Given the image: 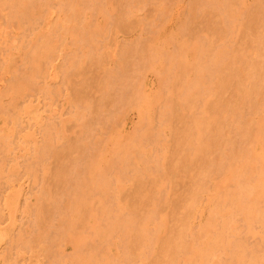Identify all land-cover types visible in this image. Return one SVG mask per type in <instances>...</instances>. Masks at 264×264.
Returning <instances> with one entry per match:
<instances>
[{
	"label": "rangeland",
	"instance_id": "1",
	"mask_svg": "<svg viewBox=\"0 0 264 264\" xmlns=\"http://www.w3.org/2000/svg\"><path fill=\"white\" fill-rule=\"evenodd\" d=\"M196 1L199 2L197 3ZM256 1L257 0H0V264H219V261L220 263L223 262L222 264H227V260H229L230 264H240L242 260H244L246 264H264V218L262 217V219H260L261 215H259V213H256L257 215L253 214L256 211L260 213L263 211L262 216L264 215V194L259 193L261 188V192H264L262 191L264 190V0H258L259 3ZM59 3H62L63 6ZM63 12L65 14H63ZM67 17H69V21L66 20L68 19ZM242 26H246V28ZM235 48L237 52L234 51L233 53ZM202 52L204 56L201 55ZM217 52L219 53L217 54ZM253 52L260 53L258 59L252 56ZM198 53L203 56V60L198 58ZM220 53L225 56H222V58ZM249 53L251 54L250 57ZM215 54L220 55L222 59L216 60L219 56L216 57ZM251 57L252 59L254 58V63L258 62L259 65H261V67L259 65L257 66L258 68L260 67V70L257 71L259 73H256L258 68L251 69V71H249L250 73H248L247 66L249 65L247 62L251 61L252 63L253 60L250 59ZM177 63H180V68L177 67L179 66ZM195 64L201 65L204 68H198L199 66ZM245 64L247 70L245 69ZM251 65L254 66L253 63L250 64V66ZM256 65L257 63H255V66ZM182 66L185 68H182ZM202 68L203 72L200 71ZM181 69L183 70L180 71ZM196 69L199 70L195 71ZM175 70L177 71L175 72ZM184 70L186 71L184 72ZM252 70L255 72L251 74ZM194 73L202 75H199L197 79ZM246 74H249L252 79L251 77L247 78ZM249 79L253 82L250 83L251 81ZM244 81L245 83H243ZM178 83L186 85L181 86V84H179V86L177 85ZM254 83L257 84L253 86ZM187 85H190L192 91ZM197 86H199L201 90ZM249 86L250 88H248ZM196 87L199 90H197ZM137 88L139 89L137 90ZM254 88L257 89L255 94L252 92L255 90ZM181 89L186 92L188 91L190 94H187L185 91L183 92ZM161 91L162 93H160ZM256 92H258L257 95ZM179 93L182 94L185 101L188 100L186 103ZM189 97H191L192 102L189 100ZM173 99L177 100L173 101ZM179 99L182 102L179 101ZM166 101H172L173 104L170 102L167 103ZM179 106L181 108H186L180 109ZM166 107L168 108L166 109ZM176 110L179 111V114H177ZM143 111H146L145 114ZM170 111H172V114H170ZM170 120L175 121L173 122ZM194 120L196 123L198 122V124H196ZM161 122L164 124H161ZM250 127L251 130L249 129ZM207 128H209L211 132ZM212 128H215L216 131L214 129V132H212ZM43 129L48 132L46 133ZM202 129L205 131L207 130V132L205 133ZM248 130H250V132ZM140 131L144 133L142 134ZM257 132L259 136L256 134ZM209 134H211V136ZM253 136H255L256 139ZM43 137L46 142L43 141ZM245 137H248V139ZM208 138H213V140L210 141ZM48 139H50L49 142ZM200 142L205 143L203 144ZM52 143L53 145H51ZM174 143H176L177 146ZM201 144L204 146H201ZM131 145L134 146L132 147ZM174 149L175 151H173ZM161 150L167 152L163 153ZM227 151L228 153H225ZM112 152L114 154H119L120 152V155L116 154L117 157H114L115 155H112ZM151 152L153 153L151 154ZM247 152L251 154L248 155L246 154ZM86 153H88V155ZM121 153H123V156ZM223 153L226 154V156H223ZM115 158L121 159L120 162L118 159V161L115 160ZM125 158L128 159L126 160ZM131 158H133V161ZM250 159L251 162L249 161ZM178 160L180 161L178 162ZM109 161L111 163H109ZM156 161H158V163ZM172 161L175 162L173 163ZM245 161H248L253 167L251 168L253 170L249 169V172L248 170H245V172L251 173V176L256 178L255 182L251 177L253 181H251V183L249 182V185L253 182L257 184L261 181V178H263L261 181L263 183L260 182L257 184V187L255 186L256 184L253 183L255 188L254 191L256 192H254V194H260L262 198L261 196H259L260 198H255V201L258 200L257 210L255 209L257 206L255 205L256 207H254L253 205L251 211H249V213L251 212V216L245 211L244 216L247 215V217L243 218L239 215L244 214L241 210L242 208L246 210L245 207H243L246 203L243 201L244 197H239L242 195L235 189L238 186L240 187L237 182L240 184L244 180V169L241 165L244 166ZM203 163L206 165L202 166ZM114 164L118 167H112ZM119 165H121L120 171ZM122 165H127V167H123ZM131 165L133 166L131 167ZM98 166L102 169L100 170ZM144 166L146 170H149L148 172L145 170ZM199 167L200 169H198ZM203 167H205L206 171ZM206 167H208L209 172ZM160 168L167 172H163ZM228 168L229 170H227ZM96 169H99L101 174L104 173L105 175L103 174V177L100 178V172H98V170L96 171ZM104 169L107 170L103 171ZM126 169L128 170L126 171ZM150 169H152L151 172ZM222 170H224V172ZM236 170L238 171L236 172ZM63 171H65V173H63ZM79 171L81 173H77ZM202 172H205V174L207 173L206 176ZM234 173L238 176L234 177L242 180L241 182L232 179L231 174L234 175ZM91 174L94 177L98 175L97 177L99 180L101 179L100 181L103 183L106 179L107 184H110L112 187L106 185V182L104 183V188L101 187L98 178L96 177L94 180ZM131 174H133V177ZM135 174L137 176H135ZM242 174L243 177H241ZM259 174L262 177L257 179V177H260ZM121 175L124 176L122 181ZM160 176L162 177L161 179H159ZM88 177H92L91 179L93 182L97 180L99 182L97 181V185H94L95 183L91 181V183H93L90 184L91 188H87L90 186L89 182L91 180ZM104 177L106 178L104 179ZM78 178L79 184L77 183ZM229 178L231 180H229ZM84 179H88V183H86L87 181H84ZM152 179H154V181ZM80 180L87 184H85V188L82 187L84 184L82 185V181ZM111 181L114 182V184ZM133 181L135 184H133ZM138 181L140 182L138 183ZM144 183H147V186L150 184L149 188L146 187ZM244 183H241L242 186ZM71 184L77 189L73 186L72 188ZM98 186L101 187L99 190L97 188ZM105 186L109 188L106 191L103 190L106 189ZM258 187L260 188L259 190ZM134 188L136 190H134ZM88 190H91L93 194L88 192ZM145 190L147 192H145ZM64 191L67 194L70 191L72 194L65 195ZM102 191L103 193L101 196ZM234 191L238 192L239 196ZM73 192L76 196L73 195ZM79 192L82 195L79 194ZM155 193H157V195ZM163 193L166 194L164 195ZM99 194L100 196H98ZM231 194L232 196L234 195V197L230 196ZM70 195L72 196L70 197ZM86 195H89L90 200H88V198L86 199ZM146 195L148 198L145 197ZM160 196L162 198H160ZM72 198H75L73 199L74 201ZM80 198L88 201L84 203V200L82 201ZM232 198L238 199L234 201L237 205L241 206L236 207V204L232 202ZM100 199L103 202L107 200L105 202L106 205ZM136 199L139 201L137 202ZM241 199H243L242 203L244 204H241V202L237 203L241 201ZM190 202L197 203L196 205L191 204V207ZM128 203L129 205H127ZM160 203L162 205L165 204L162 206L163 208H161ZM168 203H172L173 206L168 205ZM132 205L134 208H132ZM142 205H144V207ZM76 206L78 207L75 208ZM92 206H95L97 210L92 209L94 208ZM107 206L110 211H107ZM172 207L174 208L173 210ZM239 207H241V210ZM235 208H237V210ZM102 209L104 211H102ZM142 209L145 211H142ZM150 210H152V212ZM231 210L241 212L242 214L238 212L232 213ZM252 210L255 212H252ZM126 212L128 216L129 214L130 216L133 213L136 214H133L132 218H129L130 216L127 217ZM65 213L68 215L67 217H65ZM119 213L121 216L124 215L122 216L123 219L119 216ZM145 213L150 219L145 218ZM112 214L119 217V221L114 215L112 216ZM235 214H239L238 217L242 218L244 221L242 219L241 221L238 220L239 218L237 215L235 216ZM258 215L259 217H257ZM216 216L218 217L216 218ZM224 216L225 218H223ZM230 216L234 217L232 218ZM103 217H106L107 221ZM135 217L138 219L134 220ZM173 217L179 218L175 219ZM183 217H188L186 218L187 221ZM236 217L238 218L237 222H235ZM61 218L65 220L63 221ZM68 218L73 220V222ZM101 218L102 221H99ZM110 218L112 219L111 221ZM207 218L210 220L207 221ZM234 218L235 220L233 221L232 219ZM247 218L249 219L245 221ZM214 219L216 220L213 221ZM250 219H259V222H257V220L251 221ZM202 220L203 222H201ZM222 220L224 223L226 222L225 224L228 228L221 229L223 232L220 234V237L217 233L221 232L218 227L221 224L220 222L224 224ZM230 220L232 223H230ZM98 221L101 224L99 223L98 225ZM242 221L251 223L249 226L251 227L250 231L247 226L249 223L245 224ZM168 222L170 224H168ZM209 222H213L214 224L210 227L211 224L208 225ZM260 222L262 225H260ZM202 223L205 224L202 225ZM68 224L69 226L72 224L70 228ZM156 224H159L157 229ZM206 224L208 228H202L204 230L206 229L205 232L208 230L205 233L204 230L201 231L200 227ZM215 224L217 228L214 226ZM198 225H200V227ZM226 225H224V227ZM141 226L143 228H141ZM139 227L142 231L139 230ZM166 227H168V229ZM235 227L237 229H235ZM211 228L219 232H212L214 230H211ZM165 229H167L168 232ZM144 230L145 232L147 231V233L142 234ZM169 230H171V232ZM194 231L197 232V234H195ZM237 232H240V236L243 235V237L239 239L243 241L242 244L236 240L240 238ZM198 233L200 236H198ZM175 234L176 236L180 235L182 238L180 236L173 237ZM142 235L146 236L142 239ZM201 235H203V238H201ZM233 236L236 238H233ZM198 237L202 240L199 241ZM212 237H215V239L218 238L219 241L222 242L220 243L221 248L218 250L214 251V246L213 248L210 246L215 242V239L212 242ZM149 238L150 240H155L150 241ZM187 238L189 240H187ZM83 240L84 242H82ZM158 240L162 242L159 241L158 243ZM231 240L233 243L228 242ZM168 241V245L171 243L169 245L170 247H166ZM180 241L181 243H179ZM174 242L176 245H174ZM197 242H200L199 245ZM224 242L226 244H224ZM148 243L151 244L149 245ZM160 243L162 244L160 245ZM244 243H246L244 247L246 249L242 248ZM163 244H166V249ZM180 244L182 247V244H185L184 247L186 250H182L179 246ZM188 244L192 247L195 244L198 249H196L195 246L193 249L188 246ZM200 244H202V246ZM222 244L225 246H222ZM239 245L244 249L243 253L241 252L242 249H239L241 254L238 250ZM76 247H78L77 249H79V252ZM160 247H162V249ZM82 248L84 250H82ZM230 248L232 251L229 250ZM251 248L254 250H250ZM187 249L191 250L187 251ZM199 249L202 250L200 251ZM146 250L149 252H146ZM245 250L248 252V256L253 254L251 257L256 261L250 260L251 257L248 259L247 255H245L247 254ZM83 251L84 253H82ZM217 251L220 252L217 253ZM74 252H78V254ZM188 252L189 254H187ZM204 252L208 253V255ZM255 252L257 255L254 254ZM225 253L228 254L226 255ZM232 253H234V255ZM161 254H163V256H161ZM219 254V259L221 260L218 259L217 261ZM83 255L86 256V261H83L86 259ZM199 255L202 256L200 257ZM236 255L239 256L238 259L240 262L236 259ZM191 256H196L197 258H192ZM215 256L217 257L216 259ZM242 256L243 258L244 256L245 258L247 257V260L243 259ZM202 257L208 258V261ZM88 258L92 259L89 260ZM231 258L234 259L232 260ZM169 260H171V263ZM241 264H243V262Z\"/></svg>",
	"mask_w": 264,
	"mask_h": 264
},
{
	"label": "bare ground",
	"instance_id": "2",
	"mask_svg": "<svg viewBox=\"0 0 264 264\" xmlns=\"http://www.w3.org/2000/svg\"><path fill=\"white\" fill-rule=\"evenodd\" d=\"M58 1H60V0H58ZM65 1H67V0H65ZM69 1H70V0H69ZM73 1H74V0H73ZM116 1H117V0H116ZM200 1H201V0H200ZM259 1H261V0H259ZM259 1L257 0L256 2L259 3ZM61 2H62V1H61ZM118 2H119V1H118ZM196 2H197V1H196ZM198 2H199V1H198ZM198 2H197V3H198ZM208 2H209V1H208ZM216 2H217V1H216ZM62 3H63V2H62ZM62 3H59V4L62 5ZM64 3H65V2H64ZM66 3H67V2H66ZM79 3H80V2H79ZM119 3H120V2H119ZM209 3H210V2H209ZM68 4H69V3H68ZM61 5H60V7H61ZM65 5H67V4H65ZM65 5H64V7H65ZM199 5H200V4H199ZM256 5H258V4H256ZM62 6H63V5H62ZM67 6H69V5H67ZM195 6H196V5H195ZM67 8H68V7H67ZM65 9H66V8H65ZM66 11H67V10H66ZM66 11H65V12H66ZM67 12H68V11H67ZM63 14H65V13L63 12ZM67 14H68V13H67ZM230 15H231V14H230ZM69 16H70V15H69ZM72 17H74V16H72ZM67 18H68V19H66V20L69 21V17H67ZM70 19H71V18H70ZM73 19H74V18H73ZM246 19H247V18H246ZM65 23H66V22H65ZM229 25H230V24H229ZM64 26H65V25H64ZM242 27H243V26H242ZM65 28H66V27H65ZM243 28H246V26L243 27ZM66 29H67V28H66ZM243 30H244V29H243ZM257 37H258V36H257ZM255 41H256V39H255ZM257 43H258V42H257ZM215 50H216V48H215ZM234 51L237 52L236 48L233 50V53H234ZM254 51H255V50H254ZM218 53H219V52H217V54H218ZM257 53H258V52H257ZM257 53H256V52H253V53H252V56H253L254 58H257V59H258V57L260 56V55H259L260 53H258V54H257ZM129 54H130V53H129ZM220 54H221V53H220ZM154 55H155V53H154ZM154 55H153V57H154ZM159 55H160V53H159ZM161 55H162V54H161ZM198 55H199V53H198ZM198 55H197V56H198ZM201 55L204 56L203 52L201 53ZM201 55H199L198 58H201V59H202L203 56H201ZM215 55H216V54H215ZM217 56H219V58H217L216 60H218V59L220 60V59L223 58L222 56H225V55H222V54H221V57H222V58L220 57V55H216V57H217ZM250 56H251V54L249 53V57H250ZM122 57H123V56H122ZM156 57H158V56H156ZM159 57H160V56H159ZM119 58H120V57H119ZM171 58H172V57H171ZM174 58H175V57H174ZM174 58H173V59H174ZM254 58H253V59H252V57L250 58L251 60H253L252 63L254 64V66H253V65L250 66V64H252L251 61H249L250 63L247 62V64L249 65V66H247V67H248V73H250L249 71H251V69H257V68H258L257 66L259 65V63H258V62H255V63H257V65L255 66ZM127 59H128V57H127ZM173 59H172V60H173ZM196 59H197V58H196ZM257 59H256V60H257ZM122 60H124V59H122ZM178 60H179V59H178ZM202 60H203V59H202ZM213 60H214V58H213ZM256 60H255V61H256ZM173 61H174V60H173ZM176 61H177V60H176ZM258 61H259V60H258ZM173 64H175V63H173ZM177 64L179 65L180 63H177ZM171 65H172V64H171ZM195 65H196V64H195ZM196 66H199L198 68L203 67V66H201V65H196ZM227 66H228V65H227ZM229 66H230V65H229ZM243 66H244V65H243ZM259 66L261 67V65H259ZM71 67H72V66L70 65V68H71ZM177 67L180 68V65L177 66ZM183 67H184V66H182V68H183ZM189 67H190V66H189ZM209 67H210V66H209ZM230 67H231V66H230ZM234 67H235V66H234ZM247 67H246V64H245V69H246ZM260 67H259V68H260ZM262 67H263V66H262ZM126 68H127V67H126ZM184 68H185V67H184ZM195 68H197V67H195ZM195 68H194V69H195ZM203 68H204V67H203ZM203 68H202V70L200 69V71L203 72ZM226 68H229V67H226ZM231 68H232V67H231ZM259 68H258V70H256V73H259V72H257V71L260 70ZM71 69H72V68H71ZM138 69H139V68H138ZM175 69H176V68H175ZM210 69H212V68H210ZM213 69H214V67H213ZM216 69H217V67H216ZM224 69H225V68H224ZM238 69H239V68H238ZM242 69H243V68H242ZM249 69H250V70H249ZM182 70H183V69H181L180 71H182ZM197 70H199V69H196L195 71H197ZM206 70H207V68H206ZM206 70H205V71H206ZM228 70H229V69H228ZM239 70H240V69H239ZM243 70H244V69H243ZM246 70H247V69H246ZM162 71H163V70H162ZM176 71H177V70H175V72H176ZM185 71H186V70H184V72H185ZM187 71H188V70H187ZM200 71H199V72H200ZM229 71H231V70H229ZM237 71H238V70H237ZM263 71H264V70H263ZM114 72H115V71H114ZM116 72H117V71H116ZM166 72H167V71H166ZM171 72H172V71H171ZM175 72H173V73H175ZM209 72H212V71H209ZM232 72H233V71H232ZM246 72H247V71H246ZM254 72H255V71L252 70L251 74L254 73ZM196 73H197V72H196ZM230 73H231V72H230ZM234 73H235V72H234ZM65 74H66V73H65ZM132 74H133V73H132ZM166 74H167V73H166ZM178 74H179V72H178ZM178 74H177V75H178ZM180 74H181V73H180ZM205 74H206V73H205ZM209 74H210V73H209ZM225 74H226V73H225ZM130 75H131V74H130ZM196 75H197V74L194 73V76L197 78L199 75H202V74H199V75H197V76H196ZM211 75H212V74H211ZM227 75H228V74H227ZM246 75H247V74H246ZM263 75H264V73H263ZM133 76H134V75H133ZM158 76H159V74H158ZM160 76H161V75H160ZM181 76H182V74H181ZM192 76H193V74H192ZM213 76H214V75H213ZM224 76H225V75H224ZM230 76H231V75H230ZM248 76H249V74L247 75V78H250V77H251V76H249V77H248ZM253 76H254V75H253ZM255 76H256V78H257V75H256V74H255ZM161 77H162V76H161ZM244 77H245V76H244ZM117 78H118V77H117ZM167 78H168V77H167ZM213 78H214V77H213ZM256 78H255V79H256ZM258 78H259V77H258ZM197 79H198V78H197ZM197 79H196V80H197ZM245 79H246V78H245ZM245 79H244V80H245ZM251 79H252V77H251ZM251 79H249V80L251 81L250 83L253 82ZM121 80H122V79H121ZM177 80H178V79H177ZM196 80H194V81H196ZM136 81H137V80H136ZM192 81H193V80H192ZM197 81H198V80H197ZM170 82H171V81H170ZM175 82H176V81H175ZM218 82H219V81H218ZM119 83H120V82H119ZM126 83H127V82H126ZM166 83H168V82H166ZM243 83H245V81H244ZM246 83H248V82H246ZM130 84H131V83H130ZM160 84H161V83H160ZM171 84H172V82H171ZM174 84H175V83H174ZM179 84H181V83H178L177 85H179ZM188 84H189V83H188ZM196 84H197V83H196ZM248 84H249V83H248ZM256 84H257V83H256ZM256 84L254 83L253 86L256 85ZM132 85H133V84H132ZM165 85H167V84H165ZM184 85H186V84H184ZM184 85L181 84V86H184ZM242 85H243V84H242ZM246 85H247V84H246ZM249 85H250V84H249ZM120 86H121V85H120ZM160 86H161V85H160ZM173 86H174V85H173ZM173 86H171V87H173ZM179 86H180V85H179ZM187 86H188V85H187ZM193 86H194V85H193ZM236 86H237V85H236ZM251 86H252V85H251ZM253 86H252V87H253ZM167 87H168V86H167ZM171 87H170V88H171ZM188 87H189V89L191 90L190 85H189ZM197 87L199 88V86H197ZM197 87H196V88H197ZM233 87H234V86H233ZM252 87H251V88H252ZM181 88H182V87H181ZM183 88H184V87H183ZM185 88H186V86H185ZM198 88H197V90L200 89V88H199V89H198ZM201 88H202V87H201ZM230 88H231V87H230ZM248 88H250V86H249ZM131 89H132V88H131ZM138 89H139V88H137V90H138ZM179 89H180V87H179ZM179 89H178V90H179ZM189 89H188V90H189ZM254 89H255V88H254ZM165 90H166V89H165ZM167 90H168V89H167ZM178 90H177V91H178ZM181 90H182L183 92L185 91V90H183V89H181ZM186 90H187V89H186ZM194 90H195V88H194ZM197 90H196V91H197ZM200 90H201V89H200ZM252 90H253V89H252ZM252 90H250V91H252ZM123 91H124V90H123ZM159 91H160V90H159ZM191 91H192V90H191ZM255 91H257V89H255V90L252 91V92H254V94H255ZM130 92H131V91H130ZM167 92H168V91H167ZM171 92H172V91H171ZM179 92H181V91H179ZM185 92H186V91H185ZM199 92H200V91H199ZM132 93H133V92H132ZM135 93H136V92H135ZM156 93H157V92H156ZM160 93H162V91H161ZM181 93H182V92H181ZM181 93H179V95H180ZM186 93H187V94H190V93H188V91H187ZM196 93H197V92H196ZM249 93H250V92H249ZM257 93H258V92H256V95H257ZM169 94H170V93H169ZM132 95H134V94H132ZM165 95H167V94H165ZM185 95H186V94H185ZM199 95H200V93H199ZM247 95H248V94H247ZM251 95H253V94H251ZM256 95H255V96H256ZM173 96H174V95H173ZM181 96H182V94H181ZM189 96H191V95H189ZM194 96H195V95H194ZM248 96H249V95H248ZM248 96H247V97H248ZM130 97H131V96H130ZM130 97H129V98H130ZM169 97H170V96H169ZM175 97H176V96H175ZM192 97H193V95H192ZM195 97H196V96H195ZM195 97H194V99H195ZM237 97H238V96H237ZM245 97H246V96H245ZM256 97H257V96H256ZM182 98H183V96H182ZM189 98H190L189 100L191 101V97H189ZM198 98H199V97H198ZM198 98H197V101H198ZM154 99H155V98H154ZM156 99H157V98H156ZM160 99H161V98H160ZM166 99H167V98H166ZM180 99H181V98H180ZM180 99H179V101H181ZM185 99H187V98H185ZM132 100H133V99H132ZM135 100H136V99H135ZM174 100H175V99H173V101H174ZM176 100H177V99H176ZM176 100H175V101H176ZM183 100H184V98H183ZM192 100H193V99H192ZM144 101H145V100H144ZM154 101H155V100H154ZM179 101H178V105H179ZM184 101H185V100H184ZM187 101H188V100H187ZM187 101H185V103H186ZM190 101H189V102H190ZM193 101H194V100H193ZM197 101H196V102H197ZM136 102H137V101H136ZM157 102H158V101H157ZM166 102H167V101H166ZM169 102H170V101H169ZM169 102H167V103H169ZM181 102H182V101H181ZM191 102H192V101H191ZM148 103H149V102H148ZM170 103L173 104L172 101H171ZM193 103H194V102H193ZM172 104H170V105H172ZM139 105H140V104H139ZM148 105H149V104H148ZM192 105H193V104H192ZM194 105H197V104H194ZM140 106H141V105H140ZM175 106H176V105H175ZM182 106H183V105H182ZM144 107H145V106H144ZM150 107H151V106H150ZM150 107H149V108H150ZM179 107H180V106H179ZM179 107H178V108H179ZM187 107H189V106H187ZM77 108H78V107H77ZM81 108H82V107H81ZM85 108H86V107H85ZM167 108H168V107H166V109H167ZM170 108H171V107H170ZM183 108H184V107H183ZM183 108L180 107V109H183ZM185 108H186V107H185ZM185 108H184V109H185ZM204 108H205V107H204ZM171 109H172V108H171ZM171 109H169V110H171ZM90 110H91V109H90ZM147 110H148V109H147ZM149 110H150V109H149ZM161 110H162V109H161ZM174 110H175V109H174ZM224 110H225V109H224ZM141 111H142V109H141ZM198 111H199V110H198ZM207 111H208V110H207ZM213 111H216V110H213ZM232 111H233V110H232ZM90 112H91V111H90ZM114 112H115V111H114ZM143 112H144V111H143ZM145 112H146V111H145ZM145 112H144V114H145ZM170 112H171L170 114H172V111H170ZM176 112H177V114H179V113H178L179 111L176 110ZM205 112H206V111H205ZM216 112H217V111H216ZM95 113H96V111H95ZM110 113H111V112H110ZM110 113H109V114H110ZM166 113H167V112H166ZM166 113H165V114H166ZM184 113H185V112H184ZM207 113H208V112H207ZM213 113H214V112H213ZM91 114H92V113H91ZM96 114H97V113H96ZM193 114H194V113H193ZM205 114H206V113H205ZM142 115H143V114H142ZM159 115H160V114H159ZM166 115H167V114H166ZM166 115H165V116H166ZM168 115H169V114H168ZM181 115H182V114H181ZM189 115H190V114H189ZM79 116H80V115H79ZM96 116H97V115H96ZM172 116H173V115H172ZM174 116H175V115H174ZM176 116H177V115H176ZM178 116H179V115H178ZM191 116H192V115H191ZM206 116H207V115H206ZM111 117H112V116H111ZM159 117H160V116H159ZM222 117H223V116H222ZM89 118H90V117H89ZM163 118H165V117H163ZM171 118H172V117H171ZM193 118H194V117H193ZM195 118H196V116H195ZM81 119H82V118H81ZM94 119H95V118H94ZM94 119H93V120H94ZM172 119H173V118H172ZM200 119H201V118H200ZM82 120H83V119H82ZM95 120H96V119H95ZM168 120H169V119H168ZM183 120H184V118H183ZM192 120H193V119H192ZM196 120H197V119H196ZM222 120H223V119H222ZM87 121H88V120H87ZM145 121H146V120H145ZM159 121H160V120H159ZM163 121H164V120H163ZM170 121H173V120H170ZM170 121H169V122H170ZM174 121H175V120H174ZM174 121H173V122H174ZM180 121H181V120H180ZM200 121H202V120H200ZM91 122H93V121H91ZM142 122H143V121H142ZM146 122H147V121H146ZM194 122L196 123L195 120H194ZM85 123H86V122H85ZM85 123H84V124H85ZM88 123H89V122H88ZM184 123H185V122H184ZM216 123H217V121H216ZM224 123H225V122H224ZM82 124H83V123H82ZM156 124H157V123H156ZM159 124H160V123H159ZM161 124H164V123L161 122ZM161 124H160V126H161ZM174 124H175V123H174ZM174 124H173V125H174ZM196 124H198V122H197ZM204 124H205V123H204ZM140 126H141V125H140ZM140 126H139V127H140ZM174 126H175V125H174ZM208 126H210V125H208ZM214 126H215V124H214ZM83 127H84V126H83ZM87 127H88V126H87ZM93 127H94V126H93ZM148 127H149V126H148ZM193 127H195V126H193ZM212 127H213V126H212ZM217 127H218V126H217ZM253 127H254V126H253ZM51 128H52V127H51ZM145 128H146V127H145ZM149 128H150V127H149ZM198 128H199V127H198ZM200 128H201V127H200ZM204 128H205V127H204ZM210 128H211V127H210ZM215 128H216V127H215ZM215 128H214V129H215ZM88 129H89V128H88ZM173 129H174V128H173ZM207 129L209 130V128H207ZM212 129H213V128H212ZM214 129L212 130V132H214ZM249 129L251 130V127H250ZM253 129H255V128H253ZM43 130H44V129H43ZM85 130H86V129H85ZM139 130H140V129H139ZM148 130H149V129H148ZM192 130H193V129H192ZM199 130H200V129H199ZM202 130H203V129H202ZM218 130H219V129H218ZM218 130H217V131H218ZM250 130H248V131L250 132ZM44 131H46V130H44ZM170 131H172V130H170ZM197 131H198V129H197ZM203 131H205V130H203ZM203 131H202V132H203ZM209 131L211 132V130H209ZM215 131H216V129H215ZM219 131H220V130H219ZM47 132H48V131H46V133H47ZM140 132L143 134V133L145 132V130H144V132H142V131H140ZM206 132H207V130L205 131V133H206ZM245 132H247V131H245ZM245 132H244V134H245ZM249 132H247V133H249ZM49 133H51V132H49ZM136 133H137V132H136ZM147 133H148V131H147ZM242 134H243V131H242ZM249 134H250V133H249ZM256 134H258V132H257ZM45 135H46V134H45ZM52 135H53V134H52ZM52 135H50V136H52ZM191 135H192V134H191ZM209 135L211 136V134H209ZM213 135H214V134H213ZM50 136H48V137H50ZM132 136H133V135H132ZM171 136H172V135H171ZM204 136H206V135H204ZM204 136H203V137H204ZM207 136H208V135H207ZM245 136H246V135H245ZM247 136H248V134H247ZM258 136H259V134H258ZM144 137H145V135H144ZM190 137H191V136H190ZM197 137H198V136H197ZM199 137H200V136H199ZM215 137H216V136H215ZM253 137L255 138V136H253ZM133 138H134V136H133ZM140 138H141V137H140ZM204 138H206V137H204ZM213 138H214V137H213ZM213 138H212V139H209V138H208V140L211 141V140H213ZM245 138H246V137H245ZM259 138H260V137H259ZM45 139H46V138H45ZM134 139H135V138H134ZM143 139H144V138H143ZM214 139H215V138H214ZM216 139H217V137H216ZM243 139H244V138H243ZM246 139H248V137H247ZM246 139H245V140H246ZM255 139H256V138H255ZM257 139H258V137H257ZM41 140H42V139H41ZM49 140H50V139H48V142H49ZM131 140H132V139H131ZM169 140H171V139H169ZM199 140H201V139H199ZM203 140H204V139H203ZM43 141L46 142V140H44V137H43ZM219 141H220V140H219ZM258 141H259V139H258ZM260 141L262 142L261 139H260ZM41 142H42V141H41ZM54 142H55V141H54ZM119 142H120V141H119ZM124 142H125V141H124ZM166 142H167V141H166ZM212 142H213V141H212ZM256 142H257V141H256ZM256 142H255V143H256ZM63 143H64V142H63ZM121 143H122V142H121ZM150 143H151V142H150ZM176 143H177V141H176ZM176 143H174V144L176 145ZM200 143H203V144H204L205 142H200ZM209 143H211V142H209ZM209 143H208V144H209ZM40 144H41V143H40ZM133 144H134V143H133ZM163 144H164V143H163ZM44 145H45V144H44ZM51 145H53V143H52ZM154 145H155V144H154ZM180 145H181V144L179 143V146H180ZM184 145H185V144H184ZM184 145H183V146H184ZM206 145H207V143H206ZM206 145H205V146H206ZM47 146H49V145H47ZM75 146H76V144H75ZM124 146H125V145H124ZM131 146L133 147L134 145H131ZM176 146H177V145H176ZM198 146H200V145H198ZM201 146H204V145L201 144ZM210 146H211V145H210ZM71 147H72V146H71ZM80 147H81V146H80ZM89 147H90V146H89ZM141 147H142V146H141ZM154 147H155V146H154ZM165 147H166V146H165ZM171 147H172V146H171ZM173 147H174V145H173ZM180 147H181V146H180ZM207 147H209V146H207ZM207 147H206V148H207ZM67 148H68V147H67ZM77 148H78V146H77ZM112 148H113V147H112ZM112 148H111V149H112ZM117 148H118V147H117ZM138 148H139V147H138ZM184 148H185V147H184ZM195 148H196V147H195ZM247 148H248V147H247ZM247 148H246V149H247ZM255 148H256V147H255ZM51 149H52V148H51ZM65 149H66V148H65ZM115 149H116V148H115ZM118 149H119V148H118ZM135 149H136V148H135ZM168 149H169V148H168ZM179 149H180V148H179ZM181 149H182V148H181ZM214 149H215V148H214ZM228 149H229V148H228ZM231 149H232V148H231ZM88 150H89V149H88ZM112 150H114V149H112ZM116 150H117V149H116ZM119 150H120V149H119ZM162 150H163V149H162ZM162 150H161V151H162ZM190 150H191V149H190ZM229 150H230V149H229ZM240 150H241V149H240ZM240 150H239V151H240ZM124 151H125V150H124ZM134 151H135V150H134ZM141 151H142V150H141ZM164 151H165V150H164ZM164 151H162V152H163V153H166V152H167V151H166V152H164ZM173 151H175V149H174ZM180 151H181V150H180ZM192 151H193V149H192ZM205 151H206V150H205ZM208 151H209V150H208ZM211 151H212V150H211ZM217 151H218V150H217ZM232 151H233V150H232ZM242 151H243V150H242ZM246 151H247V150H246ZM248 151H249V150H248ZM83 152H84V151H83ZM83 152H81V153H83ZM122 152H123V151H122ZM135 152H136V151H135ZM137 152H138V151H137ZM142 152H143V151H142ZM147 152H148V151H147ZM240 152H241V151H240ZM250 152H251V151H250ZM253 152H254V151H253ZM52 153H54V152H52ZM61 153H62V152H61ZM79 153H80V152H79ZM112 153H113V152H112ZM139 153H140V152H139ZM152 153H153V152H151V154H152ZM192 153H193V152H192ZM196 153H197V152H196ZM219 153H220V152H219ZM225 153H228V151L225 152ZM234 153H235V152H234ZM248 153H249V152H247L246 154H248ZM86 154L88 155V153H86ZM116 154H118V153H116ZM116 154L113 153L112 155H115L114 157H117ZM154 154H155V153H154ZM197 154H198V153H197ZM206 154H208V153H206ZM217 154H218V153H217ZM220 154H221V153H220ZM237 154H240V153H237ZM243 154H244V153H243ZM250 154H251V153H250ZM250 154H248V155H250ZM255 154H256V153H255ZM58 155H59V154H58ZM69 155H70V154H69ZM118 155H120V152H119ZM121 155L123 156V153H121ZM128 155H129V154H128ZM133 155H134V154H133ZM139 155H141V154H139ZM165 155H166V154H165ZM218 155H219V154H218ZM224 155L226 156V154L223 153V156H224ZM240 155H241V154H240ZM257 155H258V154H257ZM85 156H86V155H85ZM124 156H125V155H124ZM151 156H152V155H151ZM166 156H167V155H166ZM170 156H172V155H170ZM207 156H208V155H207ZM219 156H221V155H219ZM227 156H229V155H227ZM242 156H243V155H242ZM244 156H245V154H244ZM79 157H80V156H79ZM79 157H78V158H79ZM125 157H126V156H125ZM129 157H130V156H129ZM131 157H133V156H131ZM148 157H149V156H148ZM153 157H154V156H153ZM153 157H152V158H153ZM162 157H163V154H162ZM164 157H165V156H164ZM168 157H169V156H168ZM168 157H167V160H168ZM199 157H200V156H199ZM240 157H241V156H240ZM245 157H246V156H245ZM248 157H249V156H248ZM80 158H81V157H80ZM170 158H171V157H170ZM170 158H169V159H170ZM210 158H211V157H210ZM222 158H223V157H222ZM83 159H84V158H83ZM86 159H87V158H86ZM117 159H118V158H115V160H117ZM125 159H126V158H125ZM125 159H124V160H125ZM127 159H128V158H127ZM127 159H126V160H127ZM131 159H132V161H133V158H131ZM143 159H144V158H143ZM143 159H142V160H143ZM149 159H150V158H149ZM158 159H159V158H158ZM160 159H161V158H160ZM218 159H220V158H218ZM231 159H232V158H231ZM240 159H241V158H240ZM246 159H247V157H246ZM55 160H57V159H55ZM84 160H85V159H84ZM118 160H119V159H118ZM118 160H117V161H118ZM120 160H121V159H120ZM120 160H119V162H120ZM129 160H130V159H129ZM147 160H148V159H147ZM167 160H165V161H167ZM172 160H174V159H172ZM199 160H201V159H199ZM204 160H205V159H204ZM220 160H221V159H220ZM223 160H224V159H223ZM227 160H228V159H227ZM234 160H235V159H234ZM236 160H237V159H236ZM238 160H239V159H238ZM242 160H243V159H242ZM85 161H86V160H85ZM87 161H88V160H87ZM89 161H90V160H89ZM151 161H152V160H151ZM159 161H160V160H159ZM162 161H163V160H162ZM168 161H169V160H168ZM179 161H180V160H178V162H179ZM205 161H206V160H205ZM208 161H209V159H208ZM210 161H211V160H210ZM231 161H232V160H231ZM239 161H241V160H239ZM249 161L251 162V159H250ZM81 162H82V161H81ZM122 162H123V160H122ZM124 162H125V161H124ZM134 162H135V161H134ZM142 162H143V161H142ZM153 162H154V161H153ZM153 162H152V163H153ZM156 162L158 163V161H156ZM172 162L174 163L175 161H172ZM178 162H177V163H178ZM201 162H202V161H201ZM232 162H233V161H232ZM252 162H254V161H252ZM83 163H84V162H83ZM109 163H111V162L109 161ZM113 163H114V162H113ZM168 163H169V162H168ZM218 163H219V162H218ZM221 163H222V161H221ZM236 163H237V162H236ZM242 163H244V162H242ZM246 163H247V164H246ZM78 164H80V163H78ZM84 164H85V163H84ZM119 164H120V163H119ZM122 164H123V163H122ZM126 164H127V163H126ZM148 164H150V163H148ZM153 164H154V163H153ZM219 164H220V163H219ZM222 164H223V163H222ZM229 164H230V163H229ZM238 164H239V162H238ZM248 164H249V165H248ZM89 165H90V164H89ZM91 165H92V163H91ZM91 165H90V166H91ZM123 165H124V164H123ZM123 165H122V166H123ZM136 165H137V164H136ZM142 165H143V164H142ZM150 165H151V164H150ZM203 165H204V163L202 164V166H203ZM205 165H206V164H205ZM205 165H204V166H205ZM211 165H212V164H211ZM216 165H217V164H216ZM236 165H237V164H236ZM253 165H254V164H253ZM65 166H66V165H65ZM82 166H83V165H82ZM90 166H89V167H90ZM115 166H117V165L114 164V166H112V167L116 168ZM120 166H121V165H119V171H120ZM132 166H133V165H131V167H132ZM146 166H147V165H146ZM148 166H149V165H148ZM152 166H153V165H152ZM167 166H168V165H167ZM167 166H166V167H167ZM176 166H177V165H176ZM176 166H175V167H176ZM223 166H224V165H223ZM241 166H242V168L244 169V170H243L244 177H243V174H242V176H241V177L244 178L243 182H241L242 180H239V178L237 179V178L234 177V176H237L236 173H234V175H233V174H231V175H232V179H234V180L236 179L235 181H238V180H239V182H241V183H244V182H245L243 186H242L241 183L239 184V183L237 182V184L240 185V187L238 186L239 188L237 187L236 189H235L236 186L234 187V189L237 190L238 192H240L239 194L242 195V196H239V195H238V192H236V191H234V192L237 193V195H238L239 197H244V200L241 199V201H238V202H237V203L241 202V204H244V203H242V200H243V201H245V203H246V205L243 206V207H245L246 210H244L243 208H242V210H241V207H239V209L241 210V212L244 213L245 211H247V213L251 216V214H250L251 212L249 213V211H251V208L253 207V205H254V207H256V206L258 205V203H257L258 200L255 201V198L257 199L259 196H261L260 194H261V193L264 194V192H261V189H262V188L260 189V188L258 187V190L260 189V191H259L260 194H259V195H258V194H254V192H255V191H254L255 188H254V186H253V183H254V182H253L252 184L249 185V182L251 183V181H253V179H254V180L256 179V178H253V176H251V173H248V172H249V169L253 168L252 165H251L248 161H247V162L245 161L244 166H243V165H241ZM241 166H240V168H241ZM249 166H251V167H249ZM62 167H63V166H62ZM66 167H67V166H66ZM78 167H80V166H78ZM83 167H84V166H83ZM96 167H97V166H96ZM117 167H118V166H117ZM123 167H127V165H126V166H123ZM123 167H122V169H123ZM134 167H135V166H134ZM141 167H142V166H141ZM144 167H145V166H144ZM144 167H143V168H144ZM209 167H210V166H209ZM220 167H221V166H220ZM225 167H226V166H225ZM248 167H249V168H248ZM81 168H82V167H81ZM85 168H86V167H85ZM92 168H93V166H92ZM94 168H95V166H94ZM98 168H99L100 170L102 169V168H100L99 166H98ZM104 168H105V167H104ZM203 168H204V170H205V167H203ZM210 168H211V167H210ZM215 168H216V167H215ZM215 168H214V169H215ZM226 168H227V167H226ZM87 169H89V168H87ZM99 169H96V171L98 170V172H100ZM138 169H141V168H138ZM138 169H137V170H138ZM155 169H156V168H155ZM160 169H161V168H160ZM160 169H159V170H160ZM170 169H171V168H170ZM198 169H200V167H199ZM201 169H202V167H201ZM206 169H207V171L209 172L208 167H206ZM216 169H217V168H216ZM234 169H236V168H234ZM256 169H257V167H256ZM106 170H107V169H106ZM106 170L104 169L103 171H106ZM127 170H128V169H126V171H127ZM131 170H132V169H131ZM131 170H130V171H131ZM135 170H136V169H135ZM145 170H146V167H145ZM159 170H158V172H159ZM161 170H162V169H161ZM194 170H195V169H194ZM204 170H203V171H204ZM227 170H229V168H228ZM245 170H248V172H245ZM251 170H253V169H251ZM251 170H250V171H251ZM254 170H255V168H254ZM257 170H258V169H257ZM60 171H61V170H60ZM84 171H86V170H84ZM92 171H93V170H92ZM117 171H118V169H117ZM140 171H141V170H140ZM143 171H144V170H143ZM146 171L148 172L149 170H146ZM151 171H152V169H150V172H151ZM155 171H157V170H155ZM162 171H163V170H162ZM164 171L167 172L166 170H164ZM164 171H163V172H164ZM198 171H199V170H198ZM205 171H206V170H205ZM213 171H214V170H213ZM213 171H212V172H213ZM222 171L224 172V170H222ZM237 171H238V170H236V172H237ZM258 171H259V170H258ZM58 172H59V171H58ZM82 172H83V171H82ZM88 172H90V171H88ZM88 172H87V173H88ZM93 172H94V171H93ZM98 172H96V173H98ZM115 172H116V170H115ZM132 172H133V171H132ZM136 172H137V171H136ZM178 172H179V171H178ZM215 172H216V171H215ZM217 172H218V171H217ZM239 172H240V171H239ZM56 173H57V172H56ZM63 173H65V171H63ZM77 173H81V172L79 171V172H77ZM83 173H84V172H83ZM96 173H95V174H96ZM106 173H108V172H106ZM110 173H111V171H110ZM129 173H130V172H129ZM144 173H145V171H144ZM144 173H143V174H144ZM154 173H155V172H154ZM160 173H161V172H160ZM202 173L205 174V172H202ZM202 173H201V174H202ZM210 173H211V172H210ZM210 173H209V174H210ZM218 173H219V172H218ZM218 173H217V174H218ZM232 173H233V172H232ZM241 173H242V172H241ZM246 173L249 174V175H247ZM254 173H255V172H254ZM54 174H55V173H54ZM57 174H58V173H57ZM84 174H85V173H84ZM92 174H94V173H92ZM92 174H91V176H92ZM103 174H104V173H103ZM103 174H101V172H100V174H99V175H101L100 178L103 177ZM122 174H123V173H122ZM137 174H138V173H137ZM143 174H142V175H143ZM147 174H148V173H147ZM151 174H152V173H151ZM183 174H185V173H183ZM191 174H193V173H191ZM206 174H207V173H206ZM206 174H205V176H206ZM224 174H225V173H224ZM68 175H69V174H68ZM70 175H71V174H70ZM78 175H79V174H78ZM78 175H77V176H78ZM88 175H89V174H88ZM104 175H105V174H104ZM107 175H108V174H107ZM116 175H117V174H116ZM123 175H124V174H123ZM125 175H126V174H125ZM131 175H132V177H133V174H131ZM154 175H155V174H154ZM159 175H160V174H159ZM166 175H168V174H166ZM181 175H182V174H181ZM210 175H211V174H210ZM210 175H209V176H210ZM225 175H226V174H225ZM240 175H241V174H240ZM240 175H239V177H240ZM246 175H247V177H246ZM253 175H254V174H253ZM256 175H257V174H256ZM259 175H260V174H259ZM56 176H57V175H56ZM74 176H75V175H74ZM86 176H87V175H86ZM89 176H90V175H89ZM97 176H98V175H96L95 177H94V176H92V177H93L94 180H95V178H96ZM121 176H122V175H121ZM135 176H137V175L135 174ZM135 176H134V177H135ZM147 176H148V175H147ZM193 176H194V175H193ZM213 176H214V175H213ZM213 176H212V177H213ZM218 176H219V174H218ZM218 176H217V177H218ZM220 176H221V174H220ZM222 176H223V175H222ZM254 176H255V175H254ZM60 177H61V175H60ZM62 177H63V176H62ZM75 177H76V176H75ZM92 177H91V178H92ZM108 177H109V176H108ZM119 177H120V176H119ZM119 177H118V178H119ZM123 177H124V176L121 177V181H122V178H123ZM148 177H149V176H148ZM156 177H157V176H156ZM166 177H167V176H166ZM195 177H196V176H195ZM223 177H224V176H223ZM228 177H230V176H228ZM237 177H238V176H237ZM251 177H252L253 179H251ZM261 177H262V176L260 175V177H257V179H258V178H261ZM76 178H77V177H76ZM76 178H75V179H76ZM79 178H80V175H79ZM79 178L77 179V183H78ZM85 178H86V177H85ZM88 178L91 179L90 177H88ZM97 178H98V177H97ZM105 178H106V177H104V179H105ZM129 178H130V175H129ZM129 178H128V179H129ZM140 178H141V177H140ZM152 178H153V177H152ZM154 178H155V176H154ZM161 178H162V177L160 176L159 179H161ZM167 178H168V177H167ZM167 178H166V179H167ZM193 178H194V177H193ZM197 178H198V177H197ZM206 178H207V177H206ZM230 178H231V177H230ZM230 178H229V180H231ZM246 178H248V179H246ZM64 179H65V178H64ZM104 179H103V180H104ZM107 179H108V178H107ZM119 179H120V178H119ZM125 179H126V178H125ZM128 179H127V180H128ZM136 179H137V178H136ZM136 179H135V180H136ZM141 179H142V178H141ZM218 179H219V178H218ZM262 179H263V178H261V181H262ZM57 180H58V178H57ZM82 180H83V179H82ZM82 180H80V181H82ZM87 180H88V179H87ZM87 180L84 179V181H87ZM98 180H99V178H98ZM98 180H97V181H98ZM100 180H101V179H100ZM100 180H99V181H100ZM111 180H114V179H111ZM129 180H130V179H129ZM131 180H132V179H131ZM133 180H134V179H133ZM139 180H140V179H139ZM149 180H150V179H149ZM152 180L154 181V179H152ZM152 180H151V181H152ZM162 180H163V179H162ZM205 180H206V179H205ZM205 180H204V181H205ZM216 180H217V179H216ZM234 180H232V181H234ZM247 180H248V182H247ZM249 180H250V181H249ZM263 180H264V179H263ZM84 181H82V185L84 184V186H82V185H81V186L85 188V184L88 183V181H87L86 183H83ZM91 181H92V179L90 180L89 185H90V184H93V183H95L94 185H97V183H96L97 181H94V182L92 181L93 183H91ZM99 181H98V182H99ZM106 181H107V180L105 179V182H106ZM109 181H110V180H109ZM119 181H120V180H119ZM119 181H118V182H119ZM124 181H125V180H124ZM124 181H123V182H124ZM163 181H164V180H163ZM167 181H168V180H167ZM235 181H234V182H235ZM261 181H259L257 184H259ZM55 182H56V181H55ZM75 182H76V181H75ZM105 182H104V183H105ZM111 182H112V181H111ZM133 182H134V181H133ZM139 182H140V181H138V183H139ZM148 182H149V181H148ZM148 182H147V183H148ZM228 182H230V181H228ZM228 182H227V183H228ZM255 182H256V180H255ZM52 183H53V182H52ZM80 183H81V182H80ZM100 183H101V184H100ZM100 183H99V185H100L101 187L104 188V185H105V184H104L102 181H100ZM102 183H103V184H102ZM108 183H109V182H108ZM112 183L114 184V182H112ZM141 183H142V182H141ZM147 183H146V184H147ZM151 183H152V182H151ZM154 183H155V182H154ZM261 183H263V182H261ZM78 184H79V183H78ZM115 184H116V183H115ZM133 184H135V182H134ZM144 184H145V183H144ZM146 184H145V185H146ZM232 184H233V183H232ZM247 184H248V185H247ZM254 184H256V183H254ZM257 184L255 185L256 187H257ZM76 185H77V184H76ZM86 185H87V184H86ZM94 185H92V186H94ZM102 185H103V186H102ZM106 185H108L107 182H106ZM109 185H110V184H109ZM109 185H108V186H109ZM119 185H120V183H119ZM137 185H139V184H137ZM185 185H186V184H185ZM185 185H184V186H185ZM233 185H234V184H233ZM262 185H263V184H262ZM72 186H73V185L71 184V187H72ZM79 186H80V185H79ZM100 186L97 187L98 190H99V188H101ZM108 186H107V187L105 186L106 189H103V190L106 191L107 189H109ZM110 186H111V185H110ZM127 186H128V185H127ZM135 186H136V185H135ZM149 186H150V184H149ZM149 186L146 185V187H148V188H149ZM152 186H153V184H152ZM156 186H157V185H156ZM194 186H195V185H194ZM205 186H206V185H205ZM258 186H259V185H258ZM57 187H58V185H57ZM57 187H56V188H57ZM73 187H74V186H73ZM73 187H72V188H73ZM77 187H78V185H77ZM111 187H112V186H111ZM113 187H114V186H113ZM132 187H134V186H132ZM146 187H145V188H146ZM157 187H158V186H157ZM165 187H166V186H165ZM227 187H228V185H227ZM229 187H230V186H229ZM263 187H264V186H263ZM50 188H51V187H50ZM66 188H67V187H66ZM74 188L77 189L76 187H74ZM79 188H80V187H79ZM84 188H82V189H84ZM87 188H91V185H90L89 187H87ZM115 188H116V187H115ZM115 188H114V189H115ZM137 188H138V187H137ZM150 188H151V187H150ZM194 188H195V187H194ZM211 188H212V187H211ZM211 188H210V189H211ZM221 188H222V187H221ZM94 189H96V188H94ZM94 189H92V190H94ZM114 189H113V190H114ZM132 189H133V188H132ZM141 189H142V188H141ZM156 189H157V188H156ZM190 189H191V188H190ZM228 189H229V188H228ZM53 190H54V189H53ZM60 190H61V189H60ZM68 190H69V187H68ZM73 190H74V189H73ZM80 190H81V188H80ZM80 190H79V191H80ZM96 190H97V189H96ZM134 190H136V189L134 188ZM142 190H144V189H142ZM142 190H141V191H142ZM195 190H196V189H195ZM198 190H199V189H198ZM200 190H201V189H200ZM202 190H203V189H202ZM256 190H257V188H256ZM258 190H257V192H258ZM70 191H71V190H70ZM70 191H69V192H70ZM81 191H82V190H81ZM114 191H115V190H114ZM125 191H126V188H125ZM173 191H174V190H173ZM176 191H177V190H176ZM186 191H187V190H186ZM219 191H220V190H219ZM223 191H224V190H223ZM232 191H233V189H232ZM262 191H264V190H262ZM62 192H63V189H62ZM66 192H67V191H66ZM69 192H68V194H72L71 192H70V193H69ZM74 192H75V191H74ZM74 192H73V195H75ZM88 192H90L91 194H93V193L91 192V190H90V191L88 190ZM93 192H94V191H93ZM122 192H123V191H122ZM131 192H132V191H131ZM145 192H147V191L145 190ZM155 192H156V191H155ZM158 192H159V191H158ZM161 192H162V191H161ZM189 192H191V191H189ZM198 192H199V191H198ZM224 192H226V191H224ZM229 192H230V191H229ZM64 193H65V191H64ZM77 193H78V192H77ZM90 193H88V194H90ZM99 193H100V192H99ZM102 193H103V191L101 192V196H102ZM127 193H128V192H127ZM138 193H139V192H138ZM173 193H174V192H173ZM192 193H193V192H192ZM255 193H256V192H255ZM57 194H58V193H57ZM66 194H67V193H65V195H66ZM68 194H67V195H68ZM79 194H81V193L79 192ZM85 194H86V193H85ZM97 194H98V191H97ZM108 194H109V193H108ZM108 194H107V195H108ZM114 194H115V193H114ZM124 194H125V193H124ZM139 194H140V193H139ZM155 194L157 195V193H155ZM163 194H164V193H163ZM165 194H166V193H165ZM165 194H164V195H165ZM182 194H183V193H182ZM190 194H191V193H190ZM190 194H189V195H190ZM223 194H224V193H223ZM60 195H61V194H60ZM81 195H82V194H81ZM103 195H104V194H103ZM150 195H151V194H150ZM169 195H171V194H169ZM195 195H196V194H195ZM195 195H194V196H195ZM219 195H220V194H219ZM253 195H255V196H253ZM63 196H64V194H63ZM71 196H72V195H70V197H71ZM75 196H76V195H75ZM83 196H84V195H83ZM87 196H88V197H87ZM95 196H96V193H95ZM98 196H100V194H99ZM152 196H154V195H152ZM182 196H183V195H182ZM187 196H188V195H187ZM194 196H193V197H194ZM220 196H221V195H220ZM230 196H232V194H231ZM263 196H264V195H263ZM61 197H62V196H61ZM85 197H86V199L88 198V200H90V199H89V195H86ZM85 197H84V198H85ZM90 197H91V196H90ZM111 197H112V196H111ZM115 197H116V196H115ZM121 197H122V196H121ZM121 197H120V198H121ZM124 197H125V196H124ZM145 197H147V195H146ZM149 197H150V196H149ZM154 197H155V196H154ZM154 197H153V198H154ZM162 197H163V195H162ZM162 197L160 196V198H162ZM166 197H167V196H166ZM189 197H190V196H189ZM198 197H199V196H198ZM204 197H205V196H204ZM232 197H234V195H233ZM100 198H101V197H100ZM106 198H107V197H106ZM116 198H117V197H116ZM129 198H130V197H129ZM129 198H128V199H129ZM147 198H148V197H147ZM153 198H152V199H153ZM156 198H158V197H156ZM185 198H186V197H185ZM202 198H203V197H202ZM235 198H236V197H235ZM259 198H260V197H259ZM261 198H262V196H261ZM73 199H75V198H72V200H73ZM77 199H78V198H77ZM80 199L82 200V198H80ZM101 199H102V198H101ZM101 199H100V200H101ZM130 199H131V198H130ZM130 199H129V200H130ZM154 199H155V198H154ZM167 199H168V198H167ZM198 199H199V198H198ZM198 199H197V200H198ZM207 199H208V198H207ZM219 199H220V198H219ZM232 199H233L232 202H234V203L236 204V202H235L234 200H238V199H234V198H232ZM55 200H56V199H55ZM72 200H71V201H72ZM83 200H84V203H86V201H88V200H85V199H83ZM83 200H82V201H83ZM98 200H99V198H98ZM105 200H106V199H105ZM119 200H120V199H119ZM132 200H133V199H132ZM161 200H162V199H161ZM161 200H160V202H161ZM164 200H165V198H164ZM188 200H189V199H188ZM197 200H196V201H197ZM239 200H240V199H239ZM73 201H74V200H73ZM75 201H76V200H75ZM82 201H81V202H82ZM95 201H96V200H95ZM101 201H102V200H101ZM106 201H107V200H106ZM106 201H105V202H106ZM121 201H122V200H121ZM127 201H128V200H127ZM130 201H131V200H130ZM130 201H129V202H130ZM136 201H137V199H136ZM138 201H139V200H138ZM138 201H137V202H138ZM162 201H163V200H162ZM167 201H168V200H167ZM167 201H166V203H167ZM171 201H172V200H171ZM185 201H186V200H185ZM192 201H193V200H192ZM201 201H202V200H201ZM99 202H100V201H99ZM99 202H98V203H99ZM102 202H103V201H102ZM105 202H103V203L105 204ZM230 202H231V201H230ZM58 203H59V202H58ZM74 203H76V202H74ZM79 203H80V202H79ZM95 203H96V202H95ZM103 203H102V204H103ZM108 203H109V202H108ZM132 203H133V202H132ZM141 203H142V202H141ZM141 203H140V204H141ZM153 203H154V200H153ZM161 203H162V202H161ZM161 203H160V204H161ZM178 203H179V202H178ZM186 203H188V202H186ZM196 203H197V202H195V203H194V202H192V203L190 202V206L192 207L191 204H195V205H196ZM225 203H226V201H225ZM225 203H224V204H225ZM234 203H233V204H234ZM253 203H255V204H253ZM256 203H257V204H256ZM55 204H56V203H55ZM76 204H77V203H76ZM82 204H83V202H82ZM90 204H91V203H90ZM100 204H101V203H100ZM104 204H103V206H104ZM146 204H147V203H146ZM150 204H151V203H150ZM182 204H183V203H182ZM229 204H230V203H229ZM235 204H234V205H235ZM53 205H54V204H53ZM72 205H73V204H72ZM79 205H80V204H79ZM88 205H89V204H88ZM93 205H95V204H93ZM105 205H106V204H105ZM127 205H129V203H128ZM147 205H148V204H147ZM163 205H165V204H163ZM163 205H162V204L160 205L161 208H163V207H162ZM168 205H172V203H170V204L168 203ZM195 205H194V206H195ZM212 205H213V204H212ZM255 205H256V206H255ZM69 206H70V205H69ZM74 206H75V205H74ZM74 206H72V207H74ZM81 206H82V205H81ZM99 206H101V205H99ZM103 206H102V208H103ZM139 206H141V205H139ZM142 206L144 207V205H142ZM166 206H167V205H166ZM166 206H165V207H166ZM172 206H173V205H172ZM184 206H185V205H184ZM190 206H188V207H190ZM194 206H193V207H194ZM235 206L238 207V206H241V205H237V204H236ZM51 207H52V206H51ZM70 207H71V206H70ZM77 207H78V206H76L75 208H77ZM83 207H84V206H83ZM83 207H82V208H83ZM87 207H88V206H87ZM87 207H86V209H87ZM92 207H94V208H92V209H96V210H97V208H95V206H92ZM104 207H105V206H104ZM148 207H149V206H148ZM156 207H157V206H156ZM177 207H178V206H177ZM222 207H223V206H222ZM232 207H233V206H232ZM68 208H69V207H68ZM68 208H67V209H68ZM106 208H107V211H110V210L108 209V206H107ZM129 208H130V207H129ZM132 208H134L133 205H132ZM139 208H140V207H139ZM145 208H146V207H145ZM149 208H150V207H149ZM154 208H155V205H154ZM167 208H168V207H167ZM201 208H202V207H201ZM208 208H210V207H208ZM208 208H207V209H208ZM214 208H215V207H214ZM257 208H258V206H257L255 209L257 210ZM104 209H105V208H104ZM147 209H148V208H147ZM150 209H151V208H150ZM173 209H174V208L172 207V210H173ZM181 209H183V208H181ZM191 209H192V208H191ZM235 209L237 210V208H235ZM239 209H238V210H239ZM255 209H254V210H255ZM48 210H50V209H48ZM71 210H72V209H71ZM112 210H113V209H112ZM140 210H141V208H140ZM158 210H159V209H158ZM161 210H162V209H161ZM161 210H160V211H161ZM164 210H165V209H164ZM169 210H170V206H169ZM184 210H185V209H184ZM211 210H212V209H211ZM211 210H209V211H211ZM240 210H239V211H240ZM254 210H252V212H253ZM256 210H255V211H256ZM92 211H93V210H92ZM102 211H104V210L102 209ZM105 211H106V210H105ZM134 211H135V210H134ZM142 211H145V210L142 209ZM146 211H147V210H146ZM150 211L152 212V210H150ZM154 211H155V212H158V211H156V210H154ZM166 211H167V209H166ZM187 211H188V210H187ZM193 211H194V210H193ZM209 211H208V212H209ZM212 211H213V210H212ZM214 211H216V210H214ZM255 211H254V212H255ZM261 211H262V210H261ZM52 212H53V211H52ZM54 212H55V211H54ZM118 212H119V211H118ZM175 212H176V210H175ZM179 212H180V211H179ZM185 212H186V211H185ZM191 212H192V211H191ZM199 212H200V211H199ZM231 212H232V213H237L238 211L235 212L234 210H231ZM231 212H228V213H231ZM241 212H238V213L242 214ZM41 213H42V212H41ZM55 213H56V212H55ZM67 213H68V212H67ZM90 213H91V211H90ZM107 213H109V212H107ZM107 213H106V214H107ZM116 213H117V212H116ZM120 213H121V212H120ZM120 213H119V216H121ZM140 213H141V212H140ZM143 213H144V212H143ZM187 213H188V212H187ZM189 213H190V211H189ZM206 213H207V212H206ZM209 213H210V212H209ZM247 213H246V214H247ZM256 213H259V215H261L260 219H262V217L264 218V215L262 216L263 211H262V213L256 211V212L253 213V214L255 215ZM56 214H57V213H56ZM76 214H77V213H76ZM88 214H89V213H88ZM122 214H123V213H122ZM133 214H136V213H133ZM133 214H132V215H133ZM157 214H158V213H157ZM168 214H169V212H168ZM177 214H179V213H177ZM180 214H181V213H180ZM38 215H39V214H38ZM47 215H48V214H47ZM63 215H64V214H63ZM65 215H66V213H65ZM71 215H72V214H71ZM80 215H82V214H80ZM84 215H85V214H84ZM113 215H114V214H112V216H113ZM126 215H127V212H126ZM132 215L130 216V214H129L130 217H129L128 215H127V217L132 218ZM149 215H150V214H149ZM153 215H154V214H153ZM159 215H160V214H159ZM159 215H158V216H159ZM170 215H171V214H170ZM181 215H183V214H181ZM208 215H209V214H208ZM215 215H216V214H215ZM221 215H222V214H221ZM221 215H220V216H221ZM230 215H231V214H230ZM233 215H234V214H233ZM236 215H237V217H238L239 214H235V216H236ZM244 215H245V213L242 214V215H239V216H240V217H243V218H244V217L246 218L247 215H246V216H244ZM256 215H257V214H256ZM259 215H258L257 217H259ZM59 216H60V214H59ZM67 216H68V215H66L65 217H67ZM77 216H78V214H77ZM86 216H87V215H86ZM88 216H89V215H88ZM93 216H94V214H93ZM104 216H105V215H104ZM114 216H115V215H114ZM122 216H124V215H122ZM122 216H121V217H122ZM144 216H146V213H145ZM155 216H156V214H155ZM175 216H176V214H175ZM177 216H178V215H177ZM183 216H184V215H183ZM187 216H188V215H187ZM190 216H191V215H190ZM190 216H189V217H190ZM227 216H229V215H227ZM250 216H249V217H250ZM252 216H253V215H252ZM79 217H81V216H79ZM109 217H110V216H109ZM121 217H120V220H121ZM127 217H125V218H127ZM139 217H140V216H139ZM167 217H168V216H167ZM198 217H199V216H198ZM206 217H207V214H206ZM217 217H218V216H216V218H217ZM230 217H232V216H230ZM230 217H229V218H230ZM233 217H234V216H233ZM233 217H232V218H233ZM237 217H236V220H235V218L232 219V220H233V221L235 220V222H237L238 220L241 221L242 218L238 217V218H239V219H238ZM40 218H41V217H40ZM77 218H78V217H77ZM92 218H93V217H92ZM95 218H96V217H95ZM95 218H94V219H95ZM103 218H104V217H103ZM115 218H117V220H118L119 217H116V216H115ZM125 218H124V220H125ZM145 218H149V217L146 216ZM157 218H158V217H157ZM171 218H172V216H171ZM173 218H175V217H173ZM176 218H177V217H176ZM176 218H175V219H176ZM178 218H179V217H178ZM178 218H177V219H178ZM183 218H184V217H183ZM183 218H182V219H183ZM186 218H188V217H186ZM186 218H184V219L186 220ZM191 218H192V217H191ZM214 218H215V217H214ZM223 218H225V216H224ZM250 218H251V217H250ZM254 218H255V216H254ZM61 219H63V218H61ZM66 219H67V218H66ZM68 219H69V218H68ZM104 219L107 221L106 217H105ZM122 219H123V217H122ZM137 219H138V218H137ZM137 219H136V217H135L134 220H137ZM149 219H150V218H149ZM153 219H154V218H153ZM175 219H174V221H175ZM227 219H228V218H227ZM237 219H238V220H237ZM248 219H249V218L245 219V221L248 220ZM64 220H65V219H63V221H64ZM69 220H70V219H69ZM81 220H82V219H81ZM95 220H96V219H95ZM100 220L102 221V218L99 219V221H100ZM108 220H109V219H108ZM111 220H112V219L110 218V221H111ZM114 220H115V219H114ZM126 220H127V219H126ZM143 220H144V219H143ZM147 220H148V219H147ZM147 220H145V221H147ZM155 220H156V217H155ZM179 220H180V219H179ZM190 220H191V219H190ZM204 220H205V219H204ZM209 220H210V219H209ZM209 220H208V218H207V221H209ZM211 220H212V219H211ZM215 220H216V219H214L213 221H215ZM224 220H225V219H224ZM242 220H243V219H242ZM250 220H251V219H250ZM253 220H255V219H252L251 221H253ZM256 220H257V219H256ZM256 220H255V221H256ZM263 220H264V219H263ZM263 220H262V221H263ZM44 221H45V220H44ZM56 221H57V220H56ZM66 221H67V220H66ZM70 221L73 222V220H70ZM96 221H97V220H96ZM99 221H98V225H99V223H100ZM118 221H119V220H118ZM127 221H129V220H127ZM158 221H159V220H158ZM169 221H170V220H169ZM186 221H187V220H186ZM222 221H223V220H222ZM243 221H244V220H243ZM243 221H242V222H243ZM67 222H68V221H67ZM67 222H66V223H67ZM84 222H85V221H84ZM103 222H104V221H103ZM120 222H121V221H120ZM133 222H134V221H133ZM137 222H138V221H137ZM179 222H180V221H179ZM182 222H183V221H182ZM201 222H203V220H202ZM205 222H206V221H205ZM257 222H259V219L257 220ZM63 223H64V222H63ZM107 223H108V222H107ZM131 223H132V222H131ZM147 223H148V222H147ZM159 223H160V222H159ZM166 223H167V222H166ZM175 223H176V222H175ZM185 223H186V222H185ZM188 223H189V222H188ZM206 223H207V222H206ZM216 223H217V222H216ZM220 223H221L220 226H219V225H217V226H219L218 228H220L219 230L221 231V229H222V228L225 229V228L227 227V225L225 224L226 222L224 223V221H223L224 224H222V222H220ZM227 223H229V222H227ZM230 223H232L231 220H230ZM230 223H229V224H230ZM243 223H245V222H243ZM243 223H242V224H243ZM246 223H249L247 226H248L249 231H250V228H251V227H249V226H250L251 223H250V222H246ZM246 223H245V224H246ZM78 224H79V223H78ZM100 224H101V223H100ZM105 224H106V223H105ZM105 224H104V225H105ZM112 224H113V223H112ZM115 224H116V223H115ZM120 224H121V223H120ZM141 224H142V223H141ZM143 224H144V222H143ZM148 224H149V223H148ZM168 224H170V223L168 222ZM168 224H167V225H168ZM177 224H179V223H177ZM197 224H198V223H197ZM204 224H205V223H204ZM204 224L202 223V225H204ZM210 224H211V225H210ZM212 224H214V223H213V222H212V223L209 222L208 225H210V227H211ZM242 224H241V225H242ZM245 224H244V225H245ZM62 225L66 226L65 224H62ZM71 225H72V224H70V226H69V224H68L69 228L71 227ZM83 225H84V224H83ZM93 225H94V224H93ZM93 225H91V226H93ZM95 225H96V224H95ZM107 225H108V224H107ZM138 225H139V224H138ZM145 225H146V224H145ZM156 225H157V224H156ZM158 225H159V224H158ZM158 225L156 226V229H157ZM171 225H172V223H171ZM175 225H176V224H175ZM184 225H185V224H184ZM184 225H183V226H184ZM208 225L206 224L205 226H202V227H200V225H198V226L200 227V229H201V231H202V230H204V229H202V228H205V227H206V229H207V228H208V227H207ZM224 225H226V226L224 227ZM244 225H243V226H244ZM260 225H262L261 222H260ZM64 226H63V227H64ZM142 226H144V225H142ZM142 226H141V228H143ZM160 226H161V225H160ZM180 226H181V225H180ZM192 226H193V225H192ZM196 226H197V225H196ZM214 226L216 227V224H215ZM245 226H246V225H245ZM247 226H246V227H247ZM251 226H252V225H251ZM263 226H264V225H263ZM48 227H49V226H48ZM57 227H58V226H57ZM86 227H87V226H86ZM93 227H94V226H93ZM115 227H116V226H115ZM128 227H129V226H128ZM137 227H138V226H137ZM178 227H179V226H178ZM215 227H214V228H215ZM237 227H238V226H237ZM239 227H240V226H239ZM61 228H62V227H61ZM77 228H78V227H77ZM117 228H118V227H117ZM124 228H125V227H124ZM126 228H127V227H126ZM139 228H140V227H139ZM141 228H140L139 230L142 231ZM148 228H149V227H148ZM166 228L168 229V227H166ZM169 228H170V227H169ZM191 228H193V227H191ZM214 228H213V229L211 228V230H214ZM216 228H217V227H216ZM227 228H228V227H227ZM231 228H232V227H231ZM65 229H66V228H65ZM71 229H72V228H71ZM94 229H96V228L94 227ZM113 229H114V228H113ZM118 229H119V228H118ZM144 229H145V228H144ZM167 229H165V230H167ZM182 229H183V227H182ZM184 229H185V228H184ZM200 229H199V230H200ZM206 229H205V230H206ZM209 229H210V228H209ZM232 229H233V228H232ZM235 229H237V228L235 227ZM235 229H234V230H235ZM242 229H243V228H242ZM96 230H97V229H96ZM96 230H95V231H96ZM100 230H101V228H100ZM136 230H137V229H136ZM139 230H138V232H140ZM152 230H153V228H152ZM189 230H190V229H189ZM194 230H195V229H194ZM205 230H204V232H205ZM230 230H231V229H230ZM245 230H246V229H245ZM247 230H248V229H247ZM65 231H66V230H65ZM120 231H122V230H120ZM123 231H124V230H123ZM156 231H158V230H156ZM169 231L171 232V230H169ZM179 231H180V230H179ZM183 231H184V230H183ZM183 231H182V232H183ZM185 231H186V229H185ZM207 231H208V230H207ZM207 231H206V232H207ZM237 231H238V230H237ZM242 231H243V230H242ZM242 231H241V232H242ZM249 231H248V232H249ZM99 232H100V231H99ZM102 232H103V231H102ZM167 232H168V230H167ZM194 232H195V231H194ZM198 232H199V231H198ZM206 232H205V233H206ZM210 232H211V231H210ZM212 232H219V231H215V230H214V231H212ZM222 232H223V231H221L220 233H217V234L220 235V234H222ZM97 233H98V231H97ZM119 233H120V232H119ZM145 233H147V231L145 232V230H144L142 234H145ZM150 233H151V230H150ZM155 233H156V232H155ZM157 233H159V232H157ZM176 233H178V232H176ZM180 233H181V232H180ZM185 233L187 234V231H186ZM205 233H204V234H205ZM237 233H238V232H237ZM239 233H240V232H239ZM239 233H238V235L240 236ZM95 234H96V233H95ZM100 234H101V233H100ZM122 234H123V233H122ZM140 234H141V232H140ZM191 234H192V233H191ZM195 234H197V232H195ZM212 234H213V233H212ZM223 234H224V233H223ZM233 234H234V233H233ZM242 234H244V233H242ZM103 235H104V234H103ZM146 235H147V234H146ZM146 235H145V236H146ZM150 235H151V234H150ZM166 235H167V234H166ZM168 235H169V233H168ZM168 235H167V236H168ZM172 235H173V234H172ZM206 235H209V234H206ZM77 236H78V235H77ZM131 236H132V235H131ZM145 236L142 235V239H143ZM177 236H180V235H177ZM177 236H176V234H175V236H173V237H177ZM182 236H183V235H182ZM184 236H186V235H184ZM198 236H200L199 233H198ZM201 236H202L201 238H203V235H201ZM212 236H213V235H212ZM223 236H224V235H223ZM226 236H227V235H226ZM229 236H232V235H229ZM95 237H96V236H95ZM129 237H130V236H129ZM180 237H181V236H180ZM191 237H193V236H191ZM196 237H197V236H196ZM205 237H206V236H205ZM205 237H204V239H205ZM216 237H217V236H216ZM220 237H221V235H220ZM224 237H225V236H224ZM227 237H228V236H227ZM237 237H238V236H237ZM241 237H243V235L240 236V238H238V239H236V240H238V241L241 242V244H242L243 241H242V240H241V241L239 240V239H241ZM104 238H105V237H104ZM147 238H148V237H147ZM151 238H153V237H151ZM181 238H182V237H181ZM198 238H199V237H198ZM228 238H229V237H228ZM230 238H231V237H230ZM233 238H236V237L233 236ZM246 238H247V237H246ZM246 238H245V239H246ZM129 239H131V238H129ZM142 239H141V240H142ZM145 239H146V238H145ZM168 239H169V238H168ZM171 239H172V238H171ZM173 239H174V238H173ZM179 239H180V238H179ZM196 239H197V238H196ZM214 239H215V237H214V238L212 237V242H213ZM131 240H133V239H131ZM149 240H150V238H149ZM151 240H152V239H151ZM151 240H150V241H151ZM153 240H155V239H153ZM153 240H152V241H153ZM161 240H162V239H161ZM161 240H158V243H159V241L162 242ZM166 240H167V239H166ZM185 240H186V239H185ZM187 240H189V239L187 238ZM187 240H186V241H187ZM192 240H194V239H192ZM201 240H202V239L199 238V241H201ZM236 240H235V241H236ZM246 240H247V239H246ZM77 241H78V240H77ZM135 241H136V240H135ZM135 241H134V242H135ZM169 241H170V240H169ZM169 241L167 242V245L165 244L166 247H168V246L171 244V243H170V244L168 245ZM177 241H178V240H177ZM182 241H183V240H182ZM194 241H195V240H194ZM226 241H227V240H226ZM226 241H225V242H226ZM80 242H81V241H80ZM82 242H84V240H83ZM145 242H146V240H145ZM155 242H156V241H155ZM163 242H164V240H163ZM171 242H173V241H171ZM190 242H192V241H190ZM208 242H209V241H208ZM225 242H224V244H226ZM228 242L233 243L232 240H231V241H228ZM228 242H227V243H228ZM246 242H247V241H246ZM75 243H77V242H75ZM151 243H153V242H151ZM151 243H150V244H151ZM158 243H157V244H158ZM174 243H175V242H174ZM179 243H181V241H180ZM192 243H193V242H192ZM197 243H198V242H197ZM199 243H200V242H199ZM199 243H198V245H199ZM220 243H222V242H220L219 239L217 238V239H215V242H213V245H212V244H211V245L209 244V245L212 246V248H213V246H214L213 249H214V251H215V250H218L219 248H221ZM231 243H230V244H231ZM236 243H237V242H236ZM142 244H143V243H142ZM148 244H149V243H148ZM150 244H149V245H150ZM154 244H155V243H154ZM161 244H162V243H160V245H161ZM186 244H187V243H186ZM224 244H222V246H223ZM230 244H229V245H230ZM238 244H240V243H238ZM80 245H81V244H80ZM134 245H135V243H134ZM134 245H133V246H134ZM146 245H147V244H146ZM163 245H164V244H163ZM165 245H164V247H165ZM174 245H176V243H175ZM182 245H183V247H184L185 244H182ZM196 245H197V244H196ZM200 245L202 246V244H200ZM227 245H228V244H227ZM232 245H233V244H232ZM243 245H244V246H243ZM243 245H242V248L245 247L246 243H244ZM81 246H82V245H81ZM129 246H130V245H129ZM151 246H152V245H151ZM158 246H159V245H158ZM158 246H157V249H158ZM179 246L182 248V250L185 249V247L183 248V247L181 246V244H180ZM188 246H190V245L188 244ZM194 246H195V244L193 245V247H192V246H190V247H192L193 249L196 247V249H198L197 246H195V247H194ZM201 246H199V247H201ZM224 246H225V245H224ZM234 246H235V245H234ZM234 246H232V247H234ZM257 246H258V244H257ZM78 247H79V246H78ZM78 247H76V249H77ZM89 247H90V246H89ZM136 247H137V246H136ZM136 247H135V248H136ZM166 247H165V249H166ZM169 247H170V246H169ZM174 247H176V246H174ZM180 247H179V250H180ZM190 247H189V248H190ZM208 247H209V246H208ZM226 247H227V246H226ZM235 247H236V246H235ZM254 247H255V246H254ZM80 248H81V247H80ZM160 248L162 249V247H160ZM186 248H187V247H186ZM192 248H191V249H192ZM212 248H211V249H212ZM223 248H224V247H223ZM236 248H237V247H236ZM242 248H241V246L239 245L238 250H239V249H242ZM76 249H75V250H76ZM93 249H94V248H93ZM163 249H164V248H163ZM172 249H176V248H172ZM191 249H187V251H189V250H191ZM208 249H210V248H208ZM244 249H246V248H244ZM244 249H242V251H241L242 253L244 252ZM255 249H256V248H255ZM77 250H78V252H79V249H77ZM82 250H84V249L82 248ZM82 250H81V251H82ZM159 250H160V249H159ZM159 250H158V251H159ZM185 250H186V249H185ZM199 250H200V249H199ZM201 250H202V249H201ZM201 250H200V251H201ZM229 250L232 251L231 248H230ZM250 250H254V249L251 248ZM257 250H259V249H257ZM81 251H80V252H81ZM88 251H89V250H88ZM90 251H91V250H90ZM172 251H174V250H172ZM197 251H198V250H197ZM247 251H248V249H247ZM247 251L245 250V252H247ZM78 252H77V253L74 252V253H75V254H78ZM146 252H149V251L146 250ZM153 252H154V250H153ZM174 252H175V251H174ZM218 252H220V251H217V253H218ZM234 252H235V251H234ZM239 252H240V250H239ZM241 252H240V254H241ZM249 252H251V251H249ZM82 253H84V251H83ZM82 253H81V254H82ZM91 253H92V252H91ZM156 253H157V252H156ZM160 253H161V252H160ZM162 253H163V252H162ZM170 253H171V252H170ZM178 253H179V251H178ZM184 253H185V252H184ZM196 253H197V252H196ZM204 253H205V252H204ZM236 253H237V250H236ZM252 253H253V252H252ZM141 254H142V253H141ZM141 254H140V255H141ZM153 254H154V253H153ZM163 254H164V253H163ZM163 254H161V256H163ZM173 254H174V253H173ZM181 254H182V253H181ZM187 254H189V252H188ZM190 254H191V252H190ZM192 254H193V253H192ZM205 254L208 255V253H205ZM225 254L227 255L228 253H225ZM229 254H230V253H229ZM232 254L234 255V253H232ZM254 254L257 255L256 252H255ZM84 255H85V254H84ZM84 255H83V256H84ZM91 255H92V254H91ZM143 255H144V254H143ZM194 255H195V254H194ZM209 255H211V254H209ZM216 255H217V254H216ZM221 255H223V254H221ZM245 255H247V257H248V259H249V257H251V255H253V254H251L250 256H248V252H247V254H245ZM146 256H147V255H146ZM164 256H166V255H164ZM178 256H180V255H178ZM184 256H185V254H184ZM187 256H188V255H187ZM199 256H200V255H199ZM201 256H202V255H201ZM201 256H200V257H201ZM205 256H206V255H205ZM213 256H214V255H213ZM219 256H220V254L218 255V258L215 256V259L217 258V261H218V259H219ZM230 256H231V255H230ZM84 257L86 258V256H84ZM88 257H89V256H88ZM150 257H151V256H150ZM191 257L193 258V257H196V256H191ZM208 257H209V256H208ZM224 257H225V256H224ZM227 257H228V256H227ZM231 257H232V256H231ZM233 257H234V256H233ZM238 257H239V256L236 255V259H238ZM247 257H246V258H247ZM254 257H255V255H254ZM256 257H258V256H256ZM85 258H84V259H85ZM98 258H99V257H98ZM103 258H104V257H103ZM163 258H164V257H163ZM163 258H162V259H163ZM179 258H180V257H179ZM196 258H197V257H196ZM202 258H204V257H202ZM242 258H243V256H242ZM242 258L240 257L241 260H242ZM246 258H245V256H244L243 259L247 260ZM251 258H252V259H251ZM251 258H250V260H253V259H254L253 257H251ZM88 259H89V258H88ZM91 259H92V258H90L89 260H91ZM144 259H145V257H144ZM150 259H151V258H150ZM153 259H154V258H153ZM167 259H168V258H167ZM189 259H190V258H189ZM204 259H207V261H208V258H204ZM209 259H210V257H209ZM231 259H232V258H231ZM233 259H234V258H233ZM233 259H232V260H233ZM86 260H87V258H86L85 260H83V261H86ZM97 260H98V259H97ZM200 260H201V259H200ZM219 260H221V259H219ZM226 260H227V258H226ZM238 260H239V259H238ZM250 260H249V261H250ZM94 261H95V260H94ZM102 261H103V260H102ZM159 261H160V260H159ZM163 261H164V260H163ZM169 261H170V263H171V260H169ZM192 261H193V260H192ZM192 261H191V262H192ZM203 261H204V260H203ZM253 261H256V260H253ZM189 262H190V261H189ZM200 262H201V261H200ZM234 262H235V261H234ZM238 262H240V260H239ZM242 262H243V264H244L245 261L242 260L241 263H242ZM168 263H169V262H168ZM194 263H195V261H194ZM218 263H219V264H222L223 262L220 263V261H219ZM228 263H229V260H227V264H228ZM236 263H237V262H236ZM241 263H240V264H241ZM250 263H251V262H250ZM100 264H102V263H100ZM203 264H204V263H203ZM229 264H230V263H229ZM238 264H239V263H238ZM245 264H246V262H245ZM248 264H249V263H248Z\"/></svg>",
	"mask_w": 264,
	"mask_h": 264
}]
</instances>
